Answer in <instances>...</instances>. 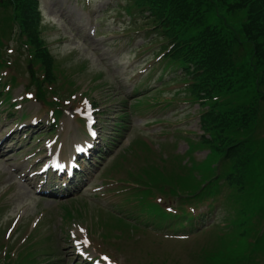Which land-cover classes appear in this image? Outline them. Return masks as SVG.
I'll return each mask as SVG.
<instances>
[{
    "label": "rangeland",
    "instance_id": "rangeland-1",
    "mask_svg": "<svg viewBox=\"0 0 264 264\" xmlns=\"http://www.w3.org/2000/svg\"><path fill=\"white\" fill-rule=\"evenodd\" d=\"M127 4H129L127 0H40L42 11L40 35L51 48L54 65L62 66L74 82V85L71 84V90L86 92L91 99L97 100L102 111L100 131L103 130L104 142L110 149H107L108 152L100 161L98 168L91 171L87 184L80 191L73 193L76 194L74 199L69 197L70 194L61 198H46L36 196L29 184H22L18 174L27 167L26 156L37 153L43 148V139L33 140V137H38L43 130L31 131L34 133L31 139L16 137L17 141L20 140L18 148L8 156L0 157V264L4 262L3 250L6 244L4 233L16 218L19 219V224L15 230L19 236L14 238L16 241L13 244L12 254L5 258L7 261L10 260L11 264L13 260H18L15 251L20 252L23 247L19 248L22 243H18L24 241L31 231L30 227H34L35 219L41 223L29 241L23 243L31 248L30 250L24 248L18 254L19 262L36 258L39 254L38 264L48 262L49 264H81L74 253L73 240L69 241L71 239L69 236L72 235V230L78 222L87 224L82 226L91 234L90 228L99 243L95 244L96 248L92 247L89 250L90 254L97 257L101 253L100 249L102 253H107L109 250V254L120 264H148V259L167 264H191V247L202 243L204 247V242L209 239L208 235L191 234V239L180 241L176 237L167 235L169 233L167 227L161 230L155 229L143 218L141 225L147 228V231L131 236L125 231L122 232L114 221L109 219L111 213L123 217H127L129 213L138 215L136 202L130 200L125 202L126 195L121 193L122 189L117 188L118 185L115 183L118 179H124L125 169L137 168L142 164L141 155L144 151L141 146H136V141L150 140L154 144V150H159L163 144H168L166 155L184 154L188 149L184 137L198 139L202 134L198 118L199 106L185 104L178 99L172 106L163 108L155 105L156 102L152 100L156 93L143 97L154 87H160L165 91V94L160 96L161 105H164V102L170 98L167 92L182 86L180 83L161 86L162 81L158 78L164 74L159 67V63L163 60L161 55L163 40L154 37L152 34L154 31L147 29L150 27H142L145 20L140 15L143 13L134 9L133 15L126 13L124 7ZM93 30L96 31L95 34ZM7 49L12 50V54H9ZM4 52L7 54L5 58L13 62L9 73L14 72L17 78L12 96L18 102L20 96L25 93L24 85L29 82L26 71L28 55L18 52V44L15 41L9 45L5 44ZM239 57L240 60L244 58ZM18 60L20 71L16 69ZM151 66L155 67L152 71H150L153 69ZM175 71L165 72L168 74L165 80L181 72V70ZM97 77L100 80H97ZM64 79L60 84H64ZM11 85L15 83L12 82ZM62 90L65 91L64 98L70 96L67 95L69 94L67 82ZM31 92L36 93V90L31 89ZM238 93L230 96V101L233 104H245L247 96L241 97ZM101 99L107 102L103 103ZM137 100L148 101L150 105L145 103L143 109L140 108L141 105L132 107L138 102ZM77 106L83 110L84 100H80ZM0 107H2L0 139L4 138L13 124L22 120V116L28 115L25 118L28 117L29 120L30 117L41 114L43 124L48 120L46 116L44 117V106L36 103L34 99L25 102L22 110L13 115L14 118L11 116L15 113L14 109L9 114L10 118L6 119L4 106L0 104ZM121 110H126L128 113L127 127L118 137L117 142L111 145L110 142L116 137L114 120L117 112ZM262 115L258 118L257 125L264 127ZM60 125L59 131L66 130L69 126L72 128L68 134L69 145L72 136H84L83 132L78 131L81 128L80 124L73 122L66 115ZM176 128L181 129L182 132L178 134ZM262 130L264 131V128ZM203 132L207 133L204 127ZM256 136L259 140V132ZM207 137H210V133H207ZM210 152L211 148L203 145V150H197L193 156L196 160L202 161L206 153ZM232 154H229V157L235 159ZM248 158V154L242 156L240 163L243 167L247 164ZM116 162L120 164V168L106 173ZM19 165L21 168L14 172ZM232 166L233 163H229L219 168L220 173L225 176L221 183L222 193L218 202L214 204L219 206V210L212 215L209 214L207 218L209 223L216 220L224 226L225 211L222 209L231 207L237 219L244 223L233 227L235 235L241 240L250 238L254 241L257 238L255 230L264 222V163L260 169L261 176L255 172L248 177L242 176ZM251 180L253 185H247L246 182ZM257 183L261 184L260 189L255 188ZM202 210L205 212L203 206ZM41 212H45L43 217L40 216ZM103 222H107L108 225L105 226ZM106 234L109 236L107 237ZM88 238L93 243L92 237L88 236ZM245 247L252 250L250 244ZM29 252L30 255L26 257Z\"/></svg>",
    "mask_w": 264,
    "mask_h": 264
},
{
    "label": "trees",
    "instance_id": "trees-1",
    "mask_svg": "<svg viewBox=\"0 0 264 264\" xmlns=\"http://www.w3.org/2000/svg\"><path fill=\"white\" fill-rule=\"evenodd\" d=\"M128 1L132 4L126 7L128 12L136 9L149 13L145 19L167 42L166 60L179 64L189 74V95L196 101L204 100L202 103L210 108L202 116L210 138L201 139L200 145L211 148L207 162L199 166L203 180L220 178L213 166L217 163H233L232 168L242 176H251L252 172L261 176L264 127L257 125V121L261 114L264 121V0ZM39 13L36 0H0V16L11 27L19 25L35 62L45 71V81L54 82L55 60L43 48L45 44L38 34ZM239 56L244 58L240 60ZM37 82L40 94L45 96L44 85ZM236 92L247 96L245 104L230 101L229 96ZM231 153L235 159L229 157ZM244 154L249 158L243 167L240 162ZM173 184L175 195L203 197L201 185H190L178 177ZM246 184L253 185V181ZM255 188L260 189L261 184L257 183ZM197 191L200 192L195 194ZM259 249L264 253V235L259 239ZM206 264L222 263L208 258Z\"/></svg>",
    "mask_w": 264,
    "mask_h": 264
},
{
    "label": "snow or ice",
    "instance_id": "snow-or-ice-1",
    "mask_svg": "<svg viewBox=\"0 0 264 264\" xmlns=\"http://www.w3.org/2000/svg\"><path fill=\"white\" fill-rule=\"evenodd\" d=\"M85 243H87V241H85Z\"/></svg>",
    "mask_w": 264,
    "mask_h": 264
}]
</instances>
